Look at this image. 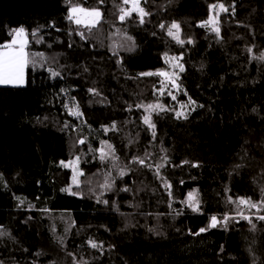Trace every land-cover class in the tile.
<instances>
[{
  "label": "trees",
  "instance_id": "trees-1",
  "mask_svg": "<svg viewBox=\"0 0 264 264\" xmlns=\"http://www.w3.org/2000/svg\"><path fill=\"white\" fill-rule=\"evenodd\" d=\"M140 6L0 0V50L23 27L29 53L26 85H0V264H264V205L239 204L264 201V0Z\"/></svg>",
  "mask_w": 264,
  "mask_h": 264
},
{
  "label": "snow or ice",
  "instance_id": "snow-or-ice-1",
  "mask_svg": "<svg viewBox=\"0 0 264 264\" xmlns=\"http://www.w3.org/2000/svg\"><path fill=\"white\" fill-rule=\"evenodd\" d=\"M124 4H127L130 6L129 9H121L122 15L120 16V20L124 21L126 16H131L133 12H136L139 17H140V23L144 22V17L149 15L145 11L143 7L140 6V0H123ZM212 9L219 8L221 11L227 12L228 9L224 7L223 4L220 5H211L210 6ZM234 8V6H233ZM71 15L69 16V19L75 18V23L77 24H83L85 27H88L91 29L92 27H95L96 24L99 21V18L101 17V13L96 10H87L85 8L79 7V6H74L71 7L70 9ZM83 17V18H82ZM207 25H212V30L215 31L217 34H219V25L218 22L215 20V18L210 17L208 21H205L202 26H207ZM164 25H161V28H163ZM173 29L177 30V32L180 29V25L178 23L173 22L171 27L168 29V35L173 36L174 39H177L178 42L183 43V41H180L178 36H176L173 33ZM12 33H14V38L11 40L10 43L6 44L4 46L5 50L0 51V85H5V84H11V85H20L24 83V70L27 64L29 63V53L25 51L28 45V40L26 39V32L23 27L19 29H13ZM11 34V33H10ZM33 36L36 34L33 33ZM81 36L83 38V33H81ZM129 40H131V37H128ZM191 42V41H189ZM251 51V50H250ZM42 55V54H41ZM260 59H264V55L260 57ZM166 62L167 57H166ZM179 67L180 71H183V66L182 65H177ZM54 76H59L58 72H53L52 73ZM141 75H146V76H152V75H157L165 78L166 82H172L175 83V73L169 74L166 71H159V72H147V73H141ZM176 87H180L179 85H176ZM94 91V90H90ZM98 94V93H96ZM163 94V93H161ZM175 98V97H173ZM192 104H195V101H191ZM149 108L155 109V108H161L162 106L160 105H149ZM200 107H203V105H200ZM77 111L71 112L73 115H82L78 111V105L76 106ZM163 110V109H162ZM193 111L195 110L194 108L192 109ZM177 118L183 117L184 119H187V115L178 112L176 113ZM145 123L148 124L150 128L153 129V136H155V125L151 122V120L148 117H145ZM83 143V141H81ZM109 147H111L109 145ZM104 156H101V159H103ZM133 162L140 163L141 165L144 164L143 160L135 159ZM185 163H188L185 161ZM193 166H198V165H193ZM121 175H124L123 172L120 173ZM169 188L171 185H167ZM127 190V189H125ZM171 194V193H170ZM105 203H107L105 201ZM239 204L247 206L249 209L256 208L260 209L262 205H264V201L261 202V204H257L250 199H240ZM189 207L192 208L193 211H198L199 210V205L198 203L196 204H189ZM241 216H243L244 219H248L249 222H251V218L244 216L243 212L240 213ZM261 220H264V216L258 217ZM219 221L217 220L216 216L211 217V227H215ZM226 223V220H225ZM206 229H200V232H204ZM4 233L0 232V235H3ZM91 246L93 248L97 247L96 243H92Z\"/></svg>",
  "mask_w": 264,
  "mask_h": 264
},
{
  "label": "rangeland",
  "instance_id": "rangeland-1",
  "mask_svg": "<svg viewBox=\"0 0 264 264\" xmlns=\"http://www.w3.org/2000/svg\"><path fill=\"white\" fill-rule=\"evenodd\" d=\"M129 10H130V6H129ZM99 11V10H98ZM100 12V11H99ZM101 13V12H100ZM218 13H219V11L217 12V14H215L214 12L211 14V17H213V18H215V20L218 22ZM70 15H71V12H70ZM83 18V17H82ZM101 19V17L99 18V20ZM73 20L75 21V18H73ZM99 22V21H98ZM80 25H83V24H80ZM208 26V28L210 29V30H212V25H207ZM26 39H27V37H26ZM5 49H3V50H0V51H4ZM25 51H26V49H25ZM27 52V51H26ZM26 70H27V66L25 67V70H24V83L23 84H20V85H11V84H5V85H3V86H22V85H25L26 84ZM75 111H77V109H73L72 107H71V112H75ZM73 115V114H72ZM73 116H75V117H80V115L79 116H77V115H73ZM66 165V167H68V168H70L71 170H72V173H73V182H74V184H78L79 183V178H80V176H81V172H80V170H79V161H78V159H75V160H73V161H70V162H68V163H66L65 164Z\"/></svg>",
  "mask_w": 264,
  "mask_h": 264
},
{
  "label": "crops",
  "instance_id": "crops-1",
  "mask_svg": "<svg viewBox=\"0 0 264 264\" xmlns=\"http://www.w3.org/2000/svg\"><path fill=\"white\" fill-rule=\"evenodd\" d=\"M26 85V84H25ZM25 85H22L21 87L25 86Z\"/></svg>",
  "mask_w": 264,
  "mask_h": 264
}]
</instances>
